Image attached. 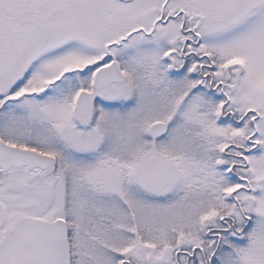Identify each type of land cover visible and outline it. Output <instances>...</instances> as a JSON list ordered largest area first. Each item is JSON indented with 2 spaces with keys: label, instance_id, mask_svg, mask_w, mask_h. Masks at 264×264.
Wrapping results in <instances>:
<instances>
[{
  "label": "snow or ice",
  "instance_id": "1",
  "mask_svg": "<svg viewBox=\"0 0 264 264\" xmlns=\"http://www.w3.org/2000/svg\"><path fill=\"white\" fill-rule=\"evenodd\" d=\"M0 264H264V0H0Z\"/></svg>",
  "mask_w": 264,
  "mask_h": 264
}]
</instances>
